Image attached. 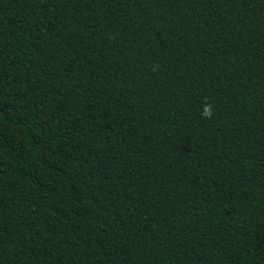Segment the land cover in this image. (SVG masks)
Wrapping results in <instances>:
<instances>
[{"label":"trees","instance_id":"16d2710c","mask_svg":"<svg viewBox=\"0 0 264 264\" xmlns=\"http://www.w3.org/2000/svg\"><path fill=\"white\" fill-rule=\"evenodd\" d=\"M0 264H264V0H0Z\"/></svg>","mask_w":264,"mask_h":264}]
</instances>
